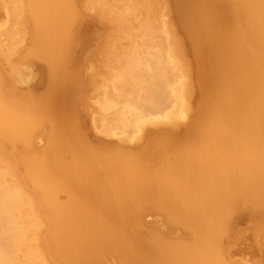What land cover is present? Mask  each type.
Segmentation results:
<instances>
[{
    "label": "bare ground",
    "instance_id": "bare-ground-1",
    "mask_svg": "<svg viewBox=\"0 0 264 264\" xmlns=\"http://www.w3.org/2000/svg\"><path fill=\"white\" fill-rule=\"evenodd\" d=\"M178 2L195 74L173 21L101 1L106 77L85 97L70 62L76 43L86 47L75 1L0 0V17L19 27L0 30V264H107L105 252L120 264H230L219 246L225 228L242 219L239 207L264 204V0ZM28 61L43 66L46 98L34 97L43 87L29 82ZM80 104L112 145L81 137ZM152 212L188 229L193 246L152 228L149 241L139 237Z\"/></svg>",
    "mask_w": 264,
    "mask_h": 264
},
{
    "label": "rangeland",
    "instance_id": "rangeland-1",
    "mask_svg": "<svg viewBox=\"0 0 264 264\" xmlns=\"http://www.w3.org/2000/svg\"><path fill=\"white\" fill-rule=\"evenodd\" d=\"M74 1H75V4H76V7L78 8L77 10L79 11V10H81L83 13H80V14H82V16H83V18H85L86 19V21L88 22V24H90L91 26H93L95 29H99L98 31H99V33H101V30H103L104 32H102V36H100V34L98 33V31H96L98 34H96L95 33V31H94V28H92L90 25L88 26L89 27V29L90 28H92L91 30H93V31H91V30H89L88 29V27H86V25H88L87 24V22L85 21H83L85 24H83L85 27H82V29H81V33L78 35V40H77V42H83V41H81V38L82 37H85V38H88V37H91V35L93 34V32H94V34H93V39H91V38H88V42H87V40L84 38V43L86 44V45H84V46H86V47H82V45H83V43H76L75 44V46L73 47V49H72V52H71V57L74 55V53H76L75 55L78 57V59L80 58V56L82 55H84L85 54V50H87L86 52H88V50H89V55H90V49L92 50V52H91V55L90 56H92V57H89V59H87L88 58V53H86L85 55H84V57H81L82 59L83 58H85V57H87V58H85V59H83V60H86V61H84L83 62V60L80 62L79 60H77V59H75V55H74V59L73 58H71V59H73V61L71 60L70 62H71V66L73 67V65H76V67H75V70L76 71H78V73L79 72H81V73H79L80 74V76L82 75V73H84L85 72V70L84 69H86V73L83 75V76H79V80H80V82H79V84H80V86L79 87H83L82 88V90L85 88V93H86V95H85V97L86 96H88V94H89V92H90V90H89V88L91 87V85L93 84V83H96V82H101L102 80L104 81V78L106 77V75H105V54H104V51H105V47H104V41L106 40V36L108 35V33H107V28L105 27V24H104V22H103V19L101 20V19H98V17L99 16H96L98 13H100V3H101V1H104V2H106V6L107 7H110V8H112V9H114L116 12H120V13H125V14H128L129 13V16H130V14L131 13H136V12H138V11H144V12H146V14H148L147 16H148V19H149V17H151L150 19H151V22H155V18L156 19H158V20H161V18L162 19H165L166 21H171L170 23H172V21H173V24H172V26H173V29H175L174 30V33L176 34V36L178 37V39H180L181 40V42L183 43L182 44V46H183V48L185 49L186 47V49L188 50V48L190 47V49H191V45H189V46H186L187 45V43L188 44H191V43H189V41H190V37H188V38H185L186 36H187V32H185V34L186 35H184V31L186 30L185 28H184V26L181 24V19H179L180 18V16L179 15H181V14H179V13H177V11L179 12L180 11V13H181V9H180V6H179V2H178V0H135V1H132V0H73V3H74ZM114 1V2H113ZM117 1V2H116ZM126 1V2H125ZM132 2H133V4H132ZM85 3V4H84ZM129 3H130V5H129ZM127 4V5H126ZM149 4H150V6H149ZM85 5V6H84ZM95 5V6H94ZM89 6V7H88ZM93 6V7H92ZM134 6V7H133ZM95 7H96V10H94L95 9ZM139 7V8H138ZM151 7H152V9H151ZM160 7H161V9H160ZM177 8V10H175L176 8ZM85 8H87V10L85 9ZM130 8V9H129ZM138 8V9H137ZM163 8V9H162ZM168 8V9H167ZM88 9H90V10H88ZM179 9V10H178ZM94 10V11H93ZM162 10V11H161ZM165 10V11H164ZM168 10V11H167ZM95 11H98V12H95ZM127 11H129L128 13H127ZM157 12V14H155L156 12ZM95 12V13H94ZM159 12V13H158ZM169 12V13H168ZM164 13H166V15L167 16H170L171 17V19H170V17H168L167 18V16H165V14ZM83 14H85V15H83ZM90 14H92V15H95L94 17H95V21H94V18H93V16L92 15H90ZM153 14H154V16H153ZM170 14V15H169ZM87 15L88 16H90V17H87ZM151 15V16H150ZM163 15V16H162ZM84 16H86L88 19L89 18H91V21L90 20H87V18L86 17H84ZM156 16V17H155ZM162 16V17H161ZM1 19H3V20H1L0 19V30H4L5 28H12V27H15V28H19L18 27V25H14V18H7L5 15L2 17H0ZM5 18V19H4ZM153 18V19H152ZM93 19V20H92ZM98 19V21H96ZM147 19V20H148ZM168 19V20H167ZM99 21H101V24H100V22ZM150 21V20H149ZM178 21H180V22H178ZM95 22V23H94ZM97 22V23H96ZM98 22H99V25H101L100 27H99V25H98ZM115 23V22H114ZM10 24H11V26H10ZM13 24V25H12ZM97 24V26L98 27H95V25ZM104 24V25H103ZM183 26L182 27V30H181V26ZM3 26V27H2ZM9 26V27H8ZM103 26V27H102ZM102 27V28H101ZM175 27V28H174ZM2 28V29H1ZM90 31V32H88V30ZM184 28V29H183ZM85 30V31H84ZM135 31H137V29H134ZM133 30V31H134ZM82 31H84V32H88L87 34L88 35H86V33H84V32H82ZM105 31H106V34H105ZM25 32H27V35H29V31H25ZM90 33H92V34H90ZM84 34V35H86V36H82V35ZM106 35V36H104V35ZM109 35H115V33H112V34H109ZM80 36H82V37H80ZM103 36H104V38H103ZM79 37H80V39H79ZM97 37H98V39H97ZM102 37V38H101ZM91 39V40H90ZM94 39H97V41H95ZM82 40H83V38H82ZM94 40V41H93ZM103 40V41H102ZM186 40V41H185ZM188 40V41H187ZM99 41H101V43H99ZM192 41V40H191ZM87 42V43H86ZM92 44H94V42L96 43V42H98V44L96 43V44H92V46L93 47H97V48H99L100 46L102 47V48H99V50L97 49V48H95V50H93L91 47H90V49H89V47L88 46H90V43ZM185 42H187L186 44H184ZM26 44V41H24L23 42V47H24V45ZM79 44L81 45V48H83L82 49V52L80 53L79 51H81V49H78V48H80V47H78V48H76L77 47V45L79 46ZM87 44H88V46H87ZM95 45H97V46H95ZM98 45H99V47H98ZM88 47V48H87ZM86 48V49H85ZM75 49L77 50V51H75ZM185 49V50H186ZM190 49L188 50V52L190 51ZM192 49H193V47H192ZM191 49V50H192ZM75 52H74V51ZM79 50V51H78ZM84 50V51H83ZM74 52V53H73ZM99 52V53H98ZM187 52V51H186ZM192 51H190L189 53H191ZM78 53V54H77ZM80 53V54H79ZM94 55H93V54ZM95 53H97V54H95ZM188 53V54H189ZM194 53V51L191 53L192 55H190L189 54V56H187L186 55V53H185V55H186V57L185 58H187V59H189L188 61H187V59H185V62L187 61V63H189V64H192V65H189V66H191V69L193 68H196L197 66V64H195V63H197V57H195V56H197L195 53ZM87 55V56H86ZM97 55H100V56H97ZM193 55H195V56H193ZM76 57V58H77ZM101 57V58H100ZM104 57V58H103ZM196 58V59H195ZM75 60V61H74ZM76 60L78 61L77 63H79L78 65L81 67H79V66H77V63H76ZM87 60H91L92 61V63H91V61H87ZM98 60V61H97ZM97 61V62H96ZM86 62H88V63H86ZM103 62V63H102ZM74 63H76V64H74ZM85 63H86V65H87V68H84L86 65H85ZM102 63V64H101ZM40 64H42V63H40L39 62V65ZM81 64H84V65H81ZM95 64H96V66H95ZM26 67H28V68H30V69H32L33 70V73H32V75L29 77V82H31V83H37V81H38V87H43V88H40V89H37L36 88V90H35V92H33L34 93V97L35 98H38V99H41V98H46V96L45 95H47V92H48V85H47V79L46 78H44V79H42L43 81H41V78L40 77H44L46 74H45V72H44V75H42L40 72H41V69H43V66H41L42 68H38L37 67V63H35L34 61H28V62H26L25 64H24ZM84 66V67H83ZM101 66V67H100ZM194 66V67H193ZM196 66V67H195ZM73 67V68H74ZM78 67H79V69H78ZM96 67V68H95ZM72 68V69H73ZM83 68V70H84V72H83V70H81L80 71V69H82ZM91 68V69H90ZM93 68V69H92ZM191 70V71H193V73H194V70ZM38 70H40V71H38ZM196 70H197V68H196ZM196 70H195V72H196ZM90 72V73H89ZM192 73V74H193ZM92 74V75H91ZM95 74V75H94ZM195 74V73H194ZM193 74V75H194ZM39 75H42V76H39ZM97 75V76H96ZM40 79H39V78ZM83 77H84V79H83ZM31 78H33V79H31ZM88 78V79H87ZM39 79V80H38ZM86 79V80H85ZM100 79V80H99ZM33 80V81H32ZM84 80H85V82H86V84H85V82H84ZM97 80V81H96ZM36 81V82H35ZM46 83H45V82ZM41 82H44L43 83V85H42V83ZM88 82V83H87ZM41 83V84H40ZM46 84V85H45ZM88 84H89V86H88ZM81 85H84V86H81ZM45 86V87H44ZM89 87V88H86V87ZM86 89H88V91L86 90ZM82 93V92H81ZM88 93V94H87ZM40 94H42L41 95V97H40ZM77 101H79V100H77ZM94 102V106H96L95 105V103L97 102V99H94V100H90V102H89V104L91 103L92 105H93V102ZM96 101V102H95ZM77 104V108H79V104H78V102L76 103ZM86 105V104H85ZM82 107L83 108H85L84 110L82 109ZM81 107V104H80V110L79 109H77V112H81V114H84L86 117H84V115L82 116L80 113H77V114H79V118L80 117H82V121L79 119V122H84V125H86V126H88L87 128H88V130H87V128H86V126L84 127V125H82L81 126V123L79 124V122H78V124H79V126H81L79 129L81 130H83V132L82 133H85V131L87 132V133H85L84 135H82V134H80L81 135V137H83V138H85V140L86 141H90V140H92V141H97V140H99V142L97 141V142H93L94 144H100V146L102 145V146H106L108 143H111V137H107V136H105V135H103V134H101V133H99L98 131L96 132L95 130H94V127L95 126H97L98 124V127L99 126H101V123H99V121L98 120H96L95 122H93V118H89V114H90V112L89 111H87V107L86 106H82ZM85 119V120H84ZM87 119V120H86ZM88 120H89V122H88ZM88 123H87V122ZM90 121H91V123H90ZM86 122V123H85ZM97 125H96V124ZM83 124V123H82ZM263 125H264V121H263ZM84 127V128H83ZM89 127H93L92 129L90 128V130H91V132H88V131H90L89 130ZM86 128V129H85ZM100 128V127H99ZM263 128V127H262ZM84 129H85V131H84ZM264 129V128H263ZM101 130V129H100ZM99 130V131H100ZM93 131V132H92ZM96 132V133H95ZM80 133H81V131H80ZM89 133V134H88ZM91 133V134H90ZM87 134H88V136H87ZM45 136H46V133H44V138H45ZM102 136V137H101ZM102 139L103 141H100V139ZM90 138V139H89ZM97 139V140H95V139ZM261 139H262V143L264 142V138L263 137H261ZM112 142L114 143L113 145H115V144H119V140L117 139V138H114V137H112ZM117 140V141H116ZM92 141H90V143H89V145L90 144H92L91 142ZM94 144H92V145H90V146H93V148L94 147H96V148H98V147H100V146H98L97 144V146L96 145H94ZM39 145H43L42 144V142H40V144ZM111 145H112V143H111ZM128 146H130V144H127ZM132 145H134V144H132ZM131 145V146H132ZM263 145H264V143H263ZM42 146H40V148H41ZM95 148V149H96ZM128 148V147H127ZM261 204H263V203H261ZM261 204H259L260 206L258 207V208H256L257 209V212H258V210L261 208ZM263 206H264V204H263ZM263 206H262V209H263ZM240 208V207H239ZM238 208V212L236 213V215L239 213V217L240 218H242V219H240V220H238V222L237 221H235V220H233L232 222H231V224L229 223V226L227 225V227H228V229H229V227H230V225H231V228H233V229H236V231L234 232L235 234H233V232H232V230L230 229V230H228L227 229V227L225 228L227 231H231L232 233L230 234L229 232V234H226V236H227V238L228 239H230V241L228 240V239H226L225 240V236H224V234L225 233H227L226 232V230H225V233L221 236V238L224 240L223 242H221L220 244H219V246L221 245V247H220V250H222V254L221 255H224L223 256V259H226L227 258V260H225V262L227 263V261H228V263H234V264H264V209H263V211H262V213H261V211H259L258 213L259 214H256L257 212H256V209H255V207H254V210H255V213H254V211L251 209V207L249 208V207H247V211L245 210V208H240L239 209ZM248 209H249V212H248ZM261 209V210H262ZM245 210V211H244ZM250 210H252V211H250ZM236 211H237V209H236ZM240 211H243V212H245V213H241ZM246 212H248V213H246ZM152 213H154V212H152ZM235 213V212H234ZM241 213V214H240ZM241 215V216H240ZM145 218H146V221H144L145 220ZM160 218L162 219L163 217L160 215V214H158V213H154V214H151L150 213V216L148 215V214H146V215H144V217H143V221H144V223H145V225L144 226H147V228L148 229H150V231H151V228H152V231H154V232H157L158 230H160V231H158L156 234H155V236H157V237H159V238H162L163 236L165 237H163L162 238V240L163 241H165V242H168V243H174L175 244V241H177L176 242V244H183V246H188L189 245V247H191V245H192V243L194 244V240H193V236L189 233L190 231H188V232H185V231H187L188 229H184V228H181L180 227V229H179V227L177 226L176 228H174L175 226H173L172 228L170 227V226H172V225H168V223H166L165 222V218L164 219H162L161 220V224H160ZM157 220H158V222H157ZM163 220H164V222H163ZM153 221H154V224H152L153 223ZM156 221V222H155ZM234 222V223H233ZM156 223H157V225H156ZM166 223V224H165ZM232 223L234 224V226L236 225L235 223H237V226L236 227H234L233 225H232ZM168 225V226H167ZM164 228H163V227ZM165 226H167L166 228H165ZM160 227V228H159ZM143 228H145V227H142L140 230L141 231H144L143 232V235H142V232H140V230L137 232V234L139 235V237L140 236H142L141 238H143L144 236L146 237V234H148V236L150 235H152L153 237H154V235H153V233L154 232H150L148 229H146V230H148L147 231V233H145L146 232V230H142ZM169 228H171L172 230H170ZM174 228V229H173ZM154 229V230H153ZM179 229V230H178ZM182 229V230H181ZM157 230V231H156ZM163 230V231H162ZM166 231V232H165ZM167 231H168V233L170 232L173 236H175V237H172V236H170L171 234L169 233V235H168V233H167ZM172 231H173V233H172ZM175 231H177V232H175ZM181 231V232H180ZM182 231H183V233H182ZM140 232V233H139ZM162 232H165V233H163L162 234ZM180 232V233H179ZM185 232V233H184ZM144 233H145V235H144ZM151 233V234H150ZM179 233L182 237H180V235H178L177 236V234ZM189 233V234H188ZM161 234H162V237H160L161 236ZM188 234V235H187ZM190 235V236H189ZM228 235L229 236H231V237H228ZM234 235V236H233ZM152 236L150 237V239L152 238ZM166 236H168L167 238H166ZM170 236V237H169ZM185 236V237H184ZM187 236H189V237H187ZM233 236V237H232ZM178 237V238H177ZM185 239H184V238ZM147 238V239H146ZM146 238H143V239H146V240H148L149 241V238L148 237H146ZM170 240H169V239ZM181 240H180V239ZM186 238H187V242H185L186 241ZM179 239V240H178ZM183 239V240H182ZM188 239L190 240V241H188ZM192 239V240H191ZM171 240H172V242H171ZM227 240H228V242H227ZM170 241V242H169ZM184 241V242H183ZM191 241H192V243H191ZM220 241H222V240H220ZM219 241V242H220ZM187 243H188V245H187ZM224 244H227L228 245V247H227V245H224ZM261 244V245H260ZM193 246V245H192ZM233 246V247H232ZM224 247V248H223ZM235 247V248H234ZM263 247V248H262ZM226 248V249H225ZM237 248V250H235ZM255 252H254V251ZM228 251V252H227ZM224 252V253H223ZM236 252V253H235ZM106 254H105V256H107L108 255V258H105V261H106V263L107 264H109L110 263V261H111V263L110 264H116V262H117V264H120L121 263V261L119 262V261H116V260H119L117 257L116 258H114V255L112 256L110 253H107V252H105ZM230 255V256H228V254ZM112 256V257H111ZM116 256V255H115ZM229 257V258H228ZM233 257V258H232ZM113 261V262H112ZM114 261H116V262H114ZM231 261H233V262H231ZM236 262V263H235Z\"/></svg>",
    "mask_w": 264,
    "mask_h": 264
}]
</instances>
